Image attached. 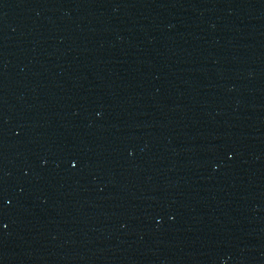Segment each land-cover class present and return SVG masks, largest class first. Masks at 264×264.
Instances as JSON below:
<instances>
[{
	"label": "water",
	"instance_id": "obj_1",
	"mask_svg": "<svg viewBox=\"0 0 264 264\" xmlns=\"http://www.w3.org/2000/svg\"><path fill=\"white\" fill-rule=\"evenodd\" d=\"M0 264H264V0H0Z\"/></svg>",
	"mask_w": 264,
	"mask_h": 264
}]
</instances>
